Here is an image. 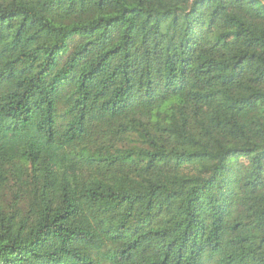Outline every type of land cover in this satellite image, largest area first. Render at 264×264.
Wrapping results in <instances>:
<instances>
[{
	"label": "trees",
	"instance_id": "obj_1",
	"mask_svg": "<svg viewBox=\"0 0 264 264\" xmlns=\"http://www.w3.org/2000/svg\"><path fill=\"white\" fill-rule=\"evenodd\" d=\"M0 264H264V0H0Z\"/></svg>",
	"mask_w": 264,
	"mask_h": 264
}]
</instances>
